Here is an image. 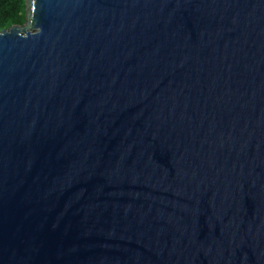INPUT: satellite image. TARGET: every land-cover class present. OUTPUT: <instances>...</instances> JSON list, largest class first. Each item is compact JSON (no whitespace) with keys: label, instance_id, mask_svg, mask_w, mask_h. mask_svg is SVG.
Returning a JSON list of instances; mask_svg holds the SVG:
<instances>
[{"label":"water","instance_id":"obj_1","mask_svg":"<svg viewBox=\"0 0 264 264\" xmlns=\"http://www.w3.org/2000/svg\"><path fill=\"white\" fill-rule=\"evenodd\" d=\"M0 264H264V0H26Z\"/></svg>","mask_w":264,"mask_h":264},{"label":"trees","instance_id":"obj_2","mask_svg":"<svg viewBox=\"0 0 264 264\" xmlns=\"http://www.w3.org/2000/svg\"><path fill=\"white\" fill-rule=\"evenodd\" d=\"M26 21V0H0V30Z\"/></svg>","mask_w":264,"mask_h":264}]
</instances>
